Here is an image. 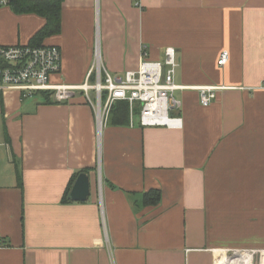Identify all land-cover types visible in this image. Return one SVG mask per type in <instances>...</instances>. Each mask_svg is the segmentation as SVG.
I'll return each mask as SVG.
<instances>
[{"label":"crops","instance_id":"0c3cea01","mask_svg":"<svg viewBox=\"0 0 264 264\" xmlns=\"http://www.w3.org/2000/svg\"><path fill=\"white\" fill-rule=\"evenodd\" d=\"M45 24L2 7L0 45ZM42 44L62 51L53 81L75 85L97 47L114 76L174 47L183 123L143 127L126 101L128 121L110 114L99 133L81 91L63 103L0 91V264H226L264 250V0H64L61 33ZM202 86L220 87L208 106ZM81 173L88 199L63 203Z\"/></svg>","mask_w":264,"mask_h":264},{"label":"built area","instance_id":"2783aa9c","mask_svg":"<svg viewBox=\"0 0 264 264\" xmlns=\"http://www.w3.org/2000/svg\"><path fill=\"white\" fill-rule=\"evenodd\" d=\"M10 5L11 0H0V8ZM229 58V51L224 50L218 64L226 65ZM177 68V51L174 47H167L161 60H152L147 53H143L138 68L127 70L122 76H114L105 69L97 47L96 62L85 82L79 85L56 83L53 77L61 74L62 70L60 47L0 45V91H18L23 99L46 91L52 94L54 101L61 103L71 100L76 92L81 91L95 106L99 133L117 101H127L131 111L139 106V121L143 127L181 128L182 117L172 115L180 107L173 93L185 88L175 83ZM219 90L220 87L216 86L200 87L201 104L210 105L218 97ZM92 92L95 98H92ZM243 252L251 255V264H254L256 257L259 264H264V250L230 253L238 256Z\"/></svg>","mask_w":264,"mask_h":264},{"label":"trees","instance_id":"16d2710c","mask_svg":"<svg viewBox=\"0 0 264 264\" xmlns=\"http://www.w3.org/2000/svg\"><path fill=\"white\" fill-rule=\"evenodd\" d=\"M64 0H11V7L18 14H36L46 19L45 26L36 33L28 45L43 46L45 38L61 33L62 29V8ZM44 103H52V94L46 91L40 92ZM114 123H125L129 118V106L126 101H117L111 108ZM74 181V180H73ZM74 183V182H73ZM71 182L63 196V203L71 200ZM161 201L159 191H151L145 195V203L157 205Z\"/></svg>","mask_w":264,"mask_h":264},{"label":"water","instance_id":"95a60500","mask_svg":"<svg viewBox=\"0 0 264 264\" xmlns=\"http://www.w3.org/2000/svg\"><path fill=\"white\" fill-rule=\"evenodd\" d=\"M90 195V179L87 173L78 175L70 196L74 201H86Z\"/></svg>","mask_w":264,"mask_h":264},{"label":"bare ground","instance_id":"6f19581e","mask_svg":"<svg viewBox=\"0 0 264 264\" xmlns=\"http://www.w3.org/2000/svg\"><path fill=\"white\" fill-rule=\"evenodd\" d=\"M251 255L249 253L243 252V253H239L237 256V259L232 261L235 258H225V263L228 264H251Z\"/></svg>","mask_w":264,"mask_h":264},{"label":"rangeland","instance_id":"374dc122","mask_svg":"<svg viewBox=\"0 0 264 264\" xmlns=\"http://www.w3.org/2000/svg\"><path fill=\"white\" fill-rule=\"evenodd\" d=\"M34 96H36L35 98H42L43 96L40 94V93H36ZM30 99H33L32 97L31 98H29L28 100H30ZM231 254H233V253H227V257L229 258L230 256H232V259L234 258V257H237V255H231ZM234 256V257H233ZM236 259V258H235ZM235 259H233V260H235ZM254 264H259V261H258V259H257V257H256V259H255V261H254Z\"/></svg>","mask_w":264,"mask_h":264}]
</instances>
